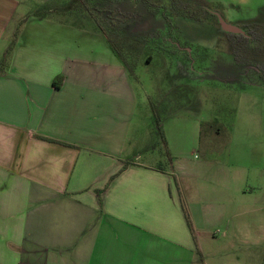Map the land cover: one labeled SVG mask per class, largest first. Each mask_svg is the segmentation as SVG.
I'll list each match as a JSON object with an SVG mask.
<instances>
[{
	"label": "crops",
	"instance_id": "obj_1",
	"mask_svg": "<svg viewBox=\"0 0 264 264\" xmlns=\"http://www.w3.org/2000/svg\"><path fill=\"white\" fill-rule=\"evenodd\" d=\"M17 9L0 0V264H218L204 244L234 243L251 190L141 163L159 109L102 32L50 17L17 29Z\"/></svg>",
	"mask_w": 264,
	"mask_h": 264
},
{
	"label": "rangeland",
	"instance_id": "obj_2",
	"mask_svg": "<svg viewBox=\"0 0 264 264\" xmlns=\"http://www.w3.org/2000/svg\"><path fill=\"white\" fill-rule=\"evenodd\" d=\"M122 1L99 0L93 6L81 0H17L14 26L19 29L27 19L33 26V19L46 13L66 25L102 27L121 36L123 25L111 27L110 21L122 17L116 12ZM201 1L228 7L223 13L218 6L203 8L189 0L164 1L151 16L144 5L123 3L126 10H121L143 24L130 46L140 50L129 73L133 90L159 109L157 115L149 110L151 118L144 117L146 141L139 161L176 166L184 181L188 172H223L220 189L251 190L239 201L234 243L231 236L210 235L204 250L214 252L212 263L264 264V76L255 60L247 66L234 62L215 15L237 28L244 23L236 22L264 23V0ZM180 195L183 199L181 189ZM244 207L250 213L242 214Z\"/></svg>",
	"mask_w": 264,
	"mask_h": 264
},
{
	"label": "trees",
	"instance_id": "obj_3",
	"mask_svg": "<svg viewBox=\"0 0 264 264\" xmlns=\"http://www.w3.org/2000/svg\"><path fill=\"white\" fill-rule=\"evenodd\" d=\"M97 1L99 0H81V3H83L84 5L86 3H92L94 6V4L96 5ZM126 1L128 0H123L121 2V6L118 7V9L116 10V12L119 13V15H121L122 17L119 18V20L115 21L114 19H111L110 21L111 27L113 26L117 27L118 25L116 22H119L120 25H123V27L121 28V30L124 31L123 33H121L122 35L120 34L121 36H119L118 33L113 32L112 30H109L107 28L104 29L100 26H99L100 27L99 30L105 36L106 41L108 42L109 46L112 48L115 55L120 60L123 67L128 71V73L133 74V69L136 67V62L138 61V57H139L138 51L140 50L137 49L135 50V47L133 48L130 46L131 43L133 42L135 43L136 38H138L137 34L140 36V33H138L139 30L138 28L143 24L139 25V23L133 22L134 15H132V13H129L127 11L121 10L122 7L124 8L123 3H126ZM129 1L137 6L144 5L147 9V13L152 16V15H157L158 9L162 4V2L169 1L173 3H177L180 0H129ZM189 1L203 8L204 7L211 8L210 7L211 5L206 4L201 0H189ZM124 10L126 9L124 8ZM47 16L48 15L45 13L43 17H47ZM140 16H141L140 18L143 17L141 14ZM171 16H175V15H171ZM147 17L148 16H146V18ZM148 19L150 18H147V20ZM126 27H128V29ZM240 29L243 30L244 32L243 34L225 33L226 41L229 45L230 53L234 59V62L239 66H247L248 63L252 64L253 61L255 60L259 72L262 74V76H264V23H256V22L251 23V21L246 22L240 27ZM125 37L128 38L127 43L125 42ZM61 80H62L61 77H57L56 80H54L53 85L57 86V82ZM126 166L127 164H124L121 171H123L126 168Z\"/></svg>",
	"mask_w": 264,
	"mask_h": 264
},
{
	"label": "water",
	"instance_id": "obj_4",
	"mask_svg": "<svg viewBox=\"0 0 264 264\" xmlns=\"http://www.w3.org/2000/svg\"><path fill=\"white\" fill-rule=\"evenodd\" d=\"M218 25L224 33H230V34H243V30L240 28L235 27L234 25H231L227 23L221 16L216 14Z\"/></svg>",
	"mask_w": 264,
	"mask_h": 264
}]
</instances>
